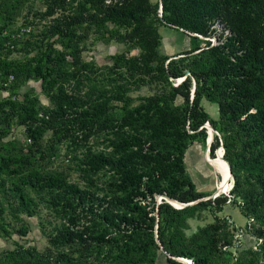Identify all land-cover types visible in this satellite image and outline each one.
I'll return each instance as SVG.
<instances>
[{
	"label": "trees",
	"instance_id": "obj_1",
	"mask_svg": "<svg viewBox=\"0 0 264 264\" xmlns=\"http://www.w3.org/2000/svg\"><path fill=\"white\" fill-rule=\"evenodd\" d=\"M28 1H0V127L24 128L30 141L0 152V237H26L36 218L46 246L16 242L0 264H153L160 250L168 264H264V0ZM23 9L45 25L8 50L3 31ZM216 23L228 34L212 44ZM160 27L188 37V49L161 54ZM97 43L125 50L97 67L83 58ZM30 80L48 106L18 92ZM202 100L217 105L216 120ZM206 123L219 135L210 157L222 146L230 166L228 195L158 203L208 196L184 165ZM228 204L252 221L256 249L238 250L216 216ZM206 213L212 222L189 232Z\"/></svg>",
	"mask_w": 264,
	"mask_h": 264
},
{
	"label": "rangeland",
	"instance_id": "obj_2",
	"mask_svg": "<svg viewBox=\"0 0 264 264\" xmlns=\"http://www.w3.org/2000/svg\"><path fill=\"white\" fill-rule=\"evenodd\" d=\"M1 1V0H0ZM44 0H29L28 5L34 6L35 9L44 10L43 5ZM155 1V0H153ZM32 18H27V10L23 9L19 16L14 17L12 21H8L6 23V27L3 31L2 37H5L7 40L4 45L8 50L12 49L10 45L11 41H14L18 38L20 31L22 29H29L30 32L23 37H28L35 30L38 31L37 28H41L45 25V22H41L40 26H36L35 23L32 22ZM47 23V22H46ZM36 26V27H35ZM216 29V36L210 38L211 41H215L216 38L223 34L227 35V31L222 29L220 23H216L214 25ZM159 33L161 35V46L160 52L163 55L172 56L180 51L188 49L189 47V38L181 35L174 29H170L167 27H160ZM9 39V40H8ZM125 47L121 44L111 43L109 45H104L101 43H97L94 46H90L88 50L83 53V58L85 60H92L97 67H102L110 63V57L116 53L123 52ZM1 53V52H0ZM2 55H8L5 51L1 53ZM132 55L137 54V51H133ZM16 57L19 55L13 53ZM11 56V55H10ZM20 94L29 93L37 95L41 105L48 106L49 101L47 97L42 94L40 82L30 80L26 82L19 90ZM146 94V90L139 91L138 93H134L135 97L142 96ZM201 106L205 110V112L209 115L211 119L216 120L218 118L217 105L213 102H209L206 100H202ZM207 123L203 126L207 134L209 132L207 128ZM214 136V135H213ZM27 135L25 134L24 128L18 127H9L7 125L2 124L0 127V152L3 151V145L14 144L16 149H19V146H26L29 144ZM211 145V144H210ZM11 147V145L9 146ZM210 146L207 147L206 142L203 144L202 142L195 141L187 150L184 158L185 170L188 177L195 184L198 192L204 193L208 195L207 197H212L215 195L218 189V184L221 181V176L214 170L211 162L213 164H217L220 168H222L219 164V158L221 151L217 153L215 152V159L211 158L209 155ZM12 153H17V150H12ZM65 151L62 149L60 152V160L64 155ZM217 154V155H216ZM209 156V157H208ZM218 157V158H217ZM224 181L226 183H230V188L228 191L224 193H220L219 195H228L233 180L228 176L224 177ZM216 198V197H215ZM214 199V198H211ZM157 202L159 203V197L157 198ZM216 216L220 218H224L228 221V223L234 228V244L236 248L241 250L245 247H252L256 249L257 242L252 233L249 231L250 225L252 224L251 220H247L240 212L239 208L236 205L228 204L224 206L220 212L216 213ZM29 224V232L26 237L20 239L16 235H13L10 239L1 238L0 237V252L3 250L13 249L16 242L24 244L26 246H35L37 249L41 250L46 246V239L40 234L38 228V220L36 218H26ZM213 220V215L211 213H206L205 218L201 221L190 220L189 232H194L198 226H203L208 223H211ZM191 263V261H189ZM153 264H168L166 260V254L160 250L157 261Z\"/></svg>",
	"mask_w": 264,
	"mask_h": 264
},
{
	"label": "water",
	"instance_id": "obj_3",
	"mask_svg": "<svg viewBox=\"0 0 264 264\" xmlns=\"http://www.w3.org/2000/svg\"><path fill=\"white\" fill-rule=\"evenodd\" d=\"M159 15L161 16V3H160V7H159ZM184 79H179V81H178V83H181L182 81H183ZM193 93H194V90L192 91V98H193ZM207 125L209 126V128L211 129V132H208V137H207V139H206V145H207V147H209L210 146V144H211V142H212V140H213V135H217L216 134V131L207 123ZM208 128V127H207ZM219 149H221L222 150V157H223V148H222V146L219 148ZM224 159V158H223ZM225 160V159H224ZM226 162V164H227V166H228V172H229V175H230V177H231V179H232V176H231V171H230V166H229V164L227 163V161H225ZM232 188V187H231ZM217 196H219V195H213L212 197H205V198H202V199H199V200H197V201H195V202H191V203H187V204H182V203H179V202H177V201H174V200H172L171 198H169L168 196H166V195H161V196H159V202L161 201V200H164L165 202H167L168 204H170L171 206H173L175 209H183V208H185V207H188V206H193V205H195V204H197L198 202H201V201H206V200H209V199H211V198H215V197H217ZM165 253V252H164ZM172 259H174V260H177V261H179V262H181V263H183V264H191L190 262H189V260H186V259H183V258H172Z\"/></svg>",
	"mask_w": 264,
	"mask_h": 264
},
{
	"label": "bare ground",
	"instance_id": "obj_4",
	"mask_svg": "<svg viewBox=\"0 0 264 264\" xmlns=\"http://www.w3.org/2000/svg\"><path fill=\"white\" fill-rule=\"evenodd\" d=\"M207 127H208V130H209V132H211V129L209 128V126L208 125H206ZM209 157V156H208ZM220 160H221V162L223 161V159H222V151H221V154H220V158H219V164H220V166L222 167V168H220L217 164H213L212 162H211V165L213 166V168H214V170L221 176V181H220V183L218 184V189H219V191L217 190V192L215 193V195H219L220 193H224V192H226V191H228L229 190V188H230V183L228 182V183H226L225 181H224V177L225 176H228L230 179H231V177H230V175H229V172H228V166H227V164L223 161L222 163H223V165L225 166V168L227 169V170H225L224 168H223V166L221 165V163H220Z\"/></svg>",
	"mask_w": 264,
	"mask_h": 264
},
{
	"label": "built area",
	"instance_id": "obj_5",
	"mask_svg": "<svg viewBox=\"0 0 264 264\" xmlns=\"http://www.w3.org/2000/svg\"><path fill=\"white\" fill-rule=\"evenodd\" d=\"M29 32H30L29 29H22L20 31V34L18 35V38H22L24 35L29 34ZM227 34H228V32H227ZM211 42H212V44H216V40L215 41H211ZM12 82H13V76L12 75H9L8 78H7V80L3 84V86L4 87H8L9 85H11ZM216 134H217V136H219L217 132H216ZM259 242H261V241H259Z\"/></svg>",
	"mask_w": 264,
	"mask_h": 264
}]
</instances>
